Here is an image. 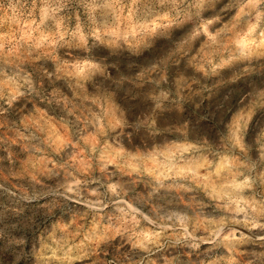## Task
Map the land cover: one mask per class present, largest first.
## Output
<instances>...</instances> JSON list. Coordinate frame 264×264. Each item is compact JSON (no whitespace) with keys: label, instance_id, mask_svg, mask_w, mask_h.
<instances>
[{"label":"rangeland","instance_id":"1","mask_svg":"<svg viewBox=\"0 0 264 264\" xmlns=\"http://www.w3.org/2000/svg\"><path fill=\"white\" fill-rule=\"evenodd\" d=\"M0 264H264V0H0Z\"/></svg>","mask_w":264,"mask_h":264}]
</instances>
